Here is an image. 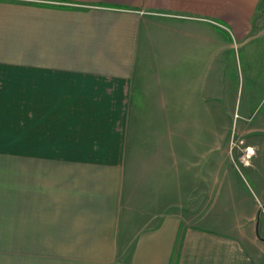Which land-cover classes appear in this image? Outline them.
I'll return each instance as SVG.
<instances>
[{
  "label": "crops",
  "instance_id": "obj_1",
  "mask_svg": "<svg viewBox=\"0 0 264 264\" xmlns=\"http://www.w3.org/2000/svg\"><path fill=\"white\" fill-rule=\"evenodd\" d=\"M241 86L264 0H0V264H264L211 215Z\"/></svg>",
  "mask_w": 264,
  "mask_h": 264
},
{
  "label": "rangeland",
  "instance_id": "obj_2",
  "mask_svg": "<svg viewBox=\"0 0 264 264\" xmlns=\"http://www.w3.org/2000/svg\"><path fill=\"white\" fill-rule=\"evenodd\" d=\"M234 110L232 119L214 121L216 127H221L222 124V127L230 128V135L228 136L230 149L226 144L222 149L227 148V154L223 151H217L213 155L214 161H216L217 157L225 154V158H222L223 168L219 172L217 169L215 181H218L220 177L222 178L225 171H227L228 176L225 175L227 181L222 185V196L226 198L219 200L218 203L217 196L221 187L220 184H214V205L211 215L215 219L223 218L226 224L233 226L237 222L233 214V210H235L234 201H246L247 207L256 204L261 212V214L259 212L261 215L259 220L260 238L264 240V211H262V204L264 203V100L249 104L245 89L241 86L239 102L234 105ZM236 113L239 115H235ZM249 147L254 149L255 154L247 158ZM245 162L247 163L245 164ZM233 191H237L239 200L232 198L231 192ZM221 212L223 216H220Z\"/></svg>",
  "mask_w": 264,
  "mask_h": 264
},
{
  "label": "flooded vegetation",
  "instance_id": "obj_3",
  "mask_svg": "<svg viewBox=\"0 0 264 264\" xmlns=\"http://www.w3.org/2000/svg\"><path fill=\"white\" fill-rule=\"evenodd\" d=\"M262 211H264V204H263V207H262ZM260 214H261V212H260ZM260 214H259V220H260V216H261Z\"/></svg>",
  "mask_w": 264,
  "mask_h": 264
}]
</instances>
